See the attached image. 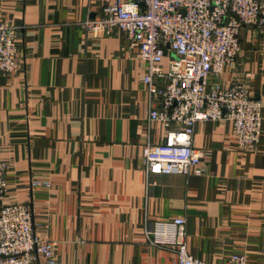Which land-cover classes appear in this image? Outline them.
<instances>
[{
	"label": "crops",
	"instance_id": "obj_1",
	"mask_svg": "<svg viewBox=\"0 0 264 264\" xmlns=\"http://www.w3.org/2000/svg\"><path fill=\"white\" fill-rule=\"evenodd\" d=\"M113 3L0 0V19L18 27L21 60L0 73V163L9 169L0 206L31 204L35 231L56 243L62 264H178L146 237L151 229L171 239L175 219L185 220L195 258L223 264L242 253L264 264V34L242 31L238 67L222 79L248 83L261 101L257 150H237L232 123L203 121L193 144L211 151L204 175H148L143 144L166 133L149 118V64L121 32L84 28Z\"/></svg>",
	"mask_w": 264,
	"mask_h": 264
},
{
	"label": "built area",
	"instance_id": "obj_2",
	"mask_svg": "<svg viewBox=\"0 0 264 264\" xmlns=\"http://www.w3.org/2000/svg\"><path fill=\"white\" fill-rule=\"evenodd\" d=\"M84 28L95 37L121 32L149 64L144 77L152 104L149 118L161 121L166 133L162 143L143 144L148 175H204L211 151L193 144L195 126L203 121L232 123L237 150H257L261 101L248 83L225 84L222 79L238 67L242 31L264 34V0H114L99 17L85 21ZM17 36L18 28L0 19V73H14L21 66ZM167 55L171 60L165 72L161 64ZM8 170L0 163V204L8 194ZM31 185L49 187L37 180ZM172 226L171 239H161L151 229L146 237L152 245L170 248L178 264H211L188 252L184 219H175ZM55 245L35 231L31 204L0 206V264H62ZM247 263L242 253L223 262Z\"/></svg>",
	"mask_w": 264,
	"mask_h": 264
},
{
	"label": "rangeland",
	"instance_id": "obj_3",
	"mask_svg": "<svg viewBox=\"0 0 264 264\" xmlns=\"http://www.w3.org/2000/svg\"><path fill=\"white\" fill-rule=\"evenodd\" d=\"M16 27V26H15ZM18 28V27H17ZM143 159H144V157H143ZM145 163V162H144ZM151 240H152V243L154 242V238L153 237H151ZM149 241V240H148ZM150 242V241H149ZM151 244V243H150Z\"/></svg>",
	"mask_w": 264,
	"mask_h": 264
}]
</instances>
